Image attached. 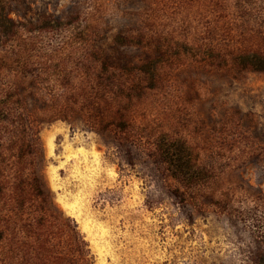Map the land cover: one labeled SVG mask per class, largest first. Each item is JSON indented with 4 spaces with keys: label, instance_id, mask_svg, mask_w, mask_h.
<instances>
[{
    "label": "rangeland",
    "instance_id": "1",
    "mask_svg": "<svg viewBox=\"0 0 264 264\" xmlns=\"http://www.w3.org/2000/svg\"><path fill=\"white\" fill-rule=\"evenodd\" d=\"M0 264H264V0H0Z\"/></svg>",
    "mask_w": 264,
    "mask_h": 264
},
{
    "label": "trees",
    "instance_id": "2",
    "mask_svg": "<svg viewBox=\"0 0 264 264\" xmlns=\"http://www.w3.org/2000/svg\"><path fill=\"white\" fill-rule=\"evenodd\" d=\"M160 150L172 177L190 183L200 179L201 173L191 166L190 156L182 146L178 144L161 145Z\"/></svg>",
    "mask_w": 264,
    "mask_h": 264
}]
</instances>
